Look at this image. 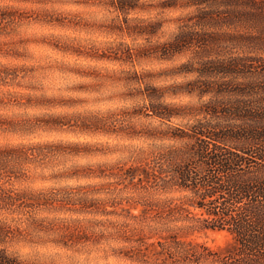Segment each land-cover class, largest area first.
<instances>
[{"label": "clouds", "instance_id": "obj_1", "mask_svg": "<svg viewBox=\"0 0 264 264\" xmlns=\"http://www.w3.org/2000/svg\"><path fill=\"white\" fill-rule=\"evenodd\" d=\"M243 10L0 0V264H225L196 147L264 115V24ZM220 143L264 175V137Z\"/></svg>", "mask_w": 264, "mask_h": 264}, {"label": "trees", "instance_id": "obj_2", "mask_svg": "<svg viewBox=\"0 0 264 264\" xmlns=\"http://www.w3.org/2000/svg\"><path fill=\"white\" fill-rule=\"evenodd\" d=\"M228 2L244 6V10L235 13L236 15L264 24V0ZM128 3L130 0H120L121 7ZM203 19L201 16V20ZM194 38L197 37L192 32L183 33L177 38L174 47H181ZM207 39L205 36L199 37L201 42ZM228 70L230 68L218 64L205 66V71ZM212 111L215 112L216 109L213 108ZM233 111L241 114L239 109ZM201 135L196 150L209 165L210 175L202 178L200 183L210 186L205 195L208 198V210L215 217L212 226L230 236V240L224 245L227 254L225 264H264V175L242 176L239 167L247 157L225 150L220 143L226 137H264V115L253 117V123L248 128ZM183 178L185 181H195L187 173L183 174Z\"/></svg>", "mask_w": 264, "mask_h": 264}, {"label": "rangeland", "instance_id": "obj_3", "mask_svg": "<svg viewBox=\"0 0 264 264\" xmlns=\"http://www.w3.org/2000/svg\"><path fill=\"white\" fill-rule=\"evenodd\" d=\"M213 238L210 239V244H218L220 246L226 245V243L230 240V236L225 231L214 229Z\"/></svg>", "mask_w": 264, "mask_h": 264}]
</instances>
